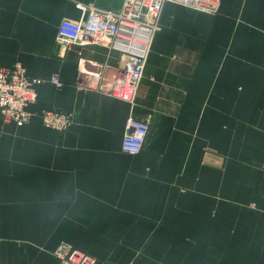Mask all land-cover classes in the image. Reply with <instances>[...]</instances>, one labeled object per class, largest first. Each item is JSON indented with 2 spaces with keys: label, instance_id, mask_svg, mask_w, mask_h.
Instances as JSON below:
<instances>
[{
  "label": "crops",
  "instance_id": "obj_1",
  "mask_svg": "<svg viewBox=\"0 0 264 264\" xmlns=\"http://www.w3.org/2000/svg\"><path fill=\"white\" fill-rule=\"evenodd\" d=\"M79 2L124 0H0V66L42 79L28 123L0 117V264H58L62 242L96 264H264V0L166 2L133 103L79 80L106 64L108 86L127 57L111 39L58 44ZM130 116L150 126L137 154Z\"/></svg>",
  "mask_w": 264,
  "mask_h": 264
},
{
  "label": "built area",
  "instance_id": "obj_2",
  "mask_svg": "<svg viewBox=\"0 0 264 264\" xmlns=\"http://www.w3.org/2000/svg\"><path fill=\"white\" fill-rule=\"evenodd\" d=\"M175 2L197 11L216 13L222 0H124L120 9L78 3L84 15L78 21L63 20L58 28L57 41L61 47L72 44L88 45L111 39V48L126 54L124 64L103 85L105 67L80 71L79 80L88 88L101 90L130 103L135 102L144 75L147 57L156 33L161 29L159 15L166 2ZM58 87L63 85L58 74L51 77ZM41 78L31 77L26 66L17 61L10 67L0 66V117L7 122L28 123L33 112L29 106L38 99ZM47 127L66 131L73 123L70 111L46 109L40 113ZM150 126L135 117H128L122 140V150L139 153L145 144ZM53 254L58 264H96L97 258L62 242Z\"/></svg>",
  "mask_w": 264,
  "mask_h": 264
}]
</instances>
